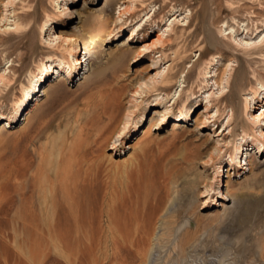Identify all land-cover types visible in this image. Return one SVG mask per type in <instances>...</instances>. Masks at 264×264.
<instances>
[{"label": "rangeland", "instance_id": "obj_1", "mask_svg": "<svg viewBox=\"0 0 264 264\" xmlns=\"http://www.w3.org/2000/svg\"><path fill=\"white\" fill-rule=\"evenodd\" d=\"M6 1L0 0V17ZM129 1L97 0L94 5H83V0H78L72 6L81 16L77 15L64 30L80 34L76 40L79 56L85 55L86 59L75 79L68 78L63 68L43 87L31 81L32 72H39L50 52L63 54L64 61L72 65L67 50L55 49L46 41L45 31L38 30L34 51L22 62L14 63L10 91L3 90L0 96V111L5 118L15 112L27 87L33 84L35 92L17 123L3 127L5 119L0 120V264L78 263L76 208L65 212L64 226L73 234L62 241L58 250L50 248L48 256L23 246L18 237L21 228L16 225L27 202L37 201L39 190H47L50 185L55 202L64 198L66 175L62 170L67 161L73 167L70 172L75 183L79 179L81 184L79 196L88 231L81 237V247L87 252L92 250L80 256L81 264H117L109 258L107 235V207L112 195L122 198L127 210L144 211L151 206L158 209L153 219L156 236L150 244L153 258L146 264H264V140L258 138L244 112L245 92H252L255 98L264 97V61L251 63L247 75L250 85L244 87L240 82L245 71L240 67L246 66L243 52L224 43L233 44L228 34L236 30L244 35L248 25L253 37L264 34V0H132L133 6ZM18 5L23 22L29 21L24 29H29L36 12L30 19L25 13L34 11L35 2L21 0ZM124 5L132 7L118 20ZM60 6V1L49 2L50 23L63 19ZM88 13L97 19L89 23L91 37L82 29ZM179 13L187 19L175 23L164 47L145 51L143 44L152 43L158 31L165 30L168 17ZM139 23L140 29L133 31ZM207 30L217 40L214 45L203 42L200 36ZM132 31L134 39L130 41ZM14 36L13 31L11 37ZM3 54L7 55L6 50L0 51V59ZM136 54H141L138 61ZM158 58L164 65H171V80L156 87H139L155 72L152 64ZM234 58L236 61H232ZM229 63L238 72L230 78L225 92L221 96L214 94L205 109L206 91H217L216 86L207 83L205 73L215 69L214 77L220 81ZM137 88L144 92L135 94ZM157 95L164 96L162 103L149 108L146 121L135 130V120L145 103ZM102 96L112 105L104 119L96 116ZM164 106H170L174 113L190 109V115L178 123L166 121L156 130L152 125ZM216 106L219 114L209 118ZM258 108V113L264 109ZM231 109L232 131L225 133L222 131ZM64 134L67 148L62 146ZM243 136H250L246 138L249 149L245 150L248 163L240 170L229 164ZM255 137L263 143L260 151L250 145ZM225 140L228 146L217 154L216 146H222ZM101 142L108 147L101 149ZM113 142L116 149H111ZM221 163V185L217 188L215 178ZM211 185L214 189L210 196L214 198L220 199V191L225 192L227 185L230 192L223 205L201 209L205 199L202 195ZM63 202L68 207L65 198ZM166 220L173 223L163 225ZM188 236L189 243L182 248V238ZM40 255L46 257L44 262Z\"/></svg>", "mask_w": 264, "mask_h": 264}, {"label": "bare ground", "instance_id": "obj_2", "mask_svg": "<svg viewBox=\"0 0 264 264\" xmlns=\"http://www.w3.org/2000/svg\"><path fill=\"white\" fill-rule=\"evenodd\" d=\"M19 1H21V0H8V1H6L3 4L2 14L0 17V51L6 50V53H7V55L3 54L2 59H0L1 61L4 62L3 65H1V63H0V96H1V94H3V92H4L3 90H6L7 93L10 91V88L12 86V79H13L11 74L13 73L14 63L15 62H22L26 57H28L34 51L38 30L40 32H43V31L46 32V37H45L46 41L48 43L53 44L54 45L53 47L55 49L64 48V50H67L66 52L71 57L72 65H70V64H68V62L64 61V55L63 54H59L57 52L58 53V55H57V54H55V52H50V54H48L46 56V60L42 61L43 66L41 67L39 72H32V74H31L32 75L31 76L32 82H36L39 85H42V87H43V85L48 81V79L51 78V76L53 74L58 75V73L61 72V70L63 68L65 69V74L68 78L75 79L76 75H78L80 73V70L82 68L81 66H83V63L86 61L85 55L79 56V52H80L79 48L80 47H79V44L76 42V40L80 37V34H77L76 32H73V31L67 32L68 30L67 31L64 30V28H67L69 26V24L72 23L73 20L77 17V15H79V12L77 10L72 9V6H74L78 0H33L35 2L34 11H32V12L28 11V10H27V12L25 11L26 12L25 13L26 18L28 17L29 19L32 18L36 12V14L33 17V18H35L34 22L29 29H24L26 27V23H28L29 21H27L25 19V21L23 22L22 15L20 14L21 12L20 11H19L20 13L18 12ZM54 1H56V2L60 1V3H61V6H60L61 7V17L63 19L61 21L54 20L50 23V17L51 16L48 12L49 2H54ZM96 1L97 0H90L89 2H90V4L94 5L96 3ZM130 1H131V5L133 6L134 1H132V0H130ZM89 2H85V0H83V5L89 4ZM127 5H124V7L122 9L120 8L121 5L119 6V8L123 11L122 12L123 14L121 13V10H120L119 14H118V20H121V18L124 14L129 13L132 6L130 5L128 7ZM25 8H27V7H25ZM124 9H126V10H124ZM124 11H126V12H124ZM79 16H81V15H79ZM173 16L171 18L168 17V19H167L168 23L166 24L165 30L163 29L161 31H158V34H157L156 38H154V41L152 43H150V44L144 43L143 44V46H144L143 48L145 51L148 52V51H152L154 48H158V47L161 48L162 46L164 47L163 44L169 40V31L173 30L175 23L181 22V21L185 22L187 19V16L186 15L183 16V14L181 15V13H179L177 15L173 14ZM91 20L97 21V19H94L93 17H91V15L88 13L86 15V18L83 21L84 25L82 27V29L84 31H86V33L89 35V37H91V35H92L91 31L88 30V28L90 27L89 23ZM137 26L138 27L134 28L133 31L140 29V27H139L140 23L137 24ZM54 28H58V29L56 31H54L53 30ZM259 28H261V27H259ZM250 29L251 28L249 27V25L246 26L244 29V31L246 30V33L244 35H242V32L241 33L235 32L236 30L234 32L231 31L228 35L233 40L232 41L233 44L228 43V42H224L227 47H232L235 49L240 48V50L243 52V56L246 60V66L240 67V69H242L243 71L245 70L244 72H242L240 82L242 83V85L244 87H245V85H250V76L248 78L247 75H248V71L251 68V63L256 62V61H261V60L264 61V34L258 33V35L256 34V36L253 37L252 34L249 33ZM13 31L15 32V36L11 37V33ZM133 31L128 35V39L130 41H132L134 39V37L132 36ZM18 33H19V36H17ZM78 33H81V31L80 32L78 31ZM5 34H10V36L7 38H2V36ZM82 34H84V33H82ZM200 36H202L203 42L208 41L210 44H213V45L215 44V42L217 43V40L214 38V35L212 33H210L208 30L205 32H202V35L200 34ZM162 50H164V49H162ZM162 50H160V51H162ZM163 52H165V51H163ZM138 55L136 54L135 61L139 60V56L141 54L139 56ZM161 55H163V53ZM213 57L211 58L212 60H214ZM232 61H236V59L234 58ZM5 62H6V64H5ZM198 63H199V60H197V64ZM162 64L163 63H161V61H159V58H158V60H154L153 64H152V69L154 68L155 72L153 74H151L148 77V79L141 82L139 87L148 88V87H150V85H151V87L152 86L154 87V85L156 87L157 84H165L168 81H170L172 78L171 71H170L171 65L170 64L169 65H164V64L162 65ZM207 64H209V63H207ZM6 65H8V67ZM231 65L232 64H230V63L227 64V67L224 70V72L221 76V79L219 78L220 81H218L214 77L215 69H213V68H212V70L209 69L205 73L206 74L205 80L207 81V83L210 82L211 85L216 86L215 90H217V91H214V89H210V90L206 91L207 95L204 96V98L206 99L205 109H208L209 106L211 105V101H212L211 97L214 94L219 93L220 94L219 96H221V94H223L225 92V88H227L230 85L229 84L230 78L232 76L234 77V75H236V73L238 72V68H233ZM246 69H248V70H246ZM181 84H183V83H181ZM32 86H33V84H31L30 87L26 88V92L21 97V100L17 103V105L15 107V112L12 115H7L8 118H5L3 112L0 111V120L5 119V122H6V124H4L3 127H6V126L10 127L13 123H17L19 115H21L22 113L24 114L23 111H25L29 107V105H28L27 108L24 109L25 106L30 102L29 98H30L31 94L35 92ZM254 87H256V86H254ZM41 90H40V92H41ZM143 90H145V89H143ZM42 92H43V90H42ZM143 92H142V89L140 90L137 88L135 90V94L138 93L140 95ZM249 93L252 94L251 95L252 97H250V98L247 97L249 95ZM177 94H178V90H177ZM39 95L40 94L38 93V96ZM41 95H44V93L43 94L41 93ZM163 97L157 95L154 99L149 100L145 103V107L142 109L141 113L138 115L137 119L135 120V126H134L135 130L140 129L141 124L146 121L147 110H149V108L156 107L157 105H160L162 103ZM33 98H35V97H33ZM256 98H258V99H256ZM256 98L254 97L252 92H248V91L245 92L244 112L247 115L248 121H250L253 124L254 131L257 133L258 138L264 140V109L260 110L259 113L256 112L259 109L258 107H261V108L264 107V102H263L264 97L263 98L256 97ZM32 99H31V101H32ZM256 100H258V102H256ZM101 104H102V106L100 107L96 116L100 119H104L105 113L110 109V106H112V105H111V102L104 96H102ZM160 112H161V114L159 115V118H157L156 121L152 125V126L155 125L156 130L161 128L165 124L166 121L172 120L175 123H178V122L185 120L190 115L189 114L190 109L185 111V112L180 111V112L174 113V112H172L170 106H164V108ZM23 114H22V116H23ZM218 114H219V109L216 106V110H214V112L209 115V118L216 117ZM232 115H233V112L231 109V113L227 114V120L225 122V128L222 132L227 131L225 133H231L232 128H230L231 127L230 126L231 125L230 120L232 118ZM206 116H208V115H206ZM153 121L154 120H152L151 122H153ZM211 121H214V120H211ZM97 125L98 124L95 123L94 126L97 127ZM126 125H127V123H126ZM245 136H243L242 142L237 146V150H236L237 155H234L235 157L231 156V163L229 164V166L234 165L237 168H239L240 170L244 169L245 168L244 165H246L248 163L246 151L249 148L247 146L248 144H247L246 138H248L250 136H248L246 138H245ZM62 140H63L62 146L66 147L67 146V139H66L65 134H64V137ZM218 143L219 142H217V144ZM228 144L229 143L225 140V141H223L222 146H218V147L216 146L217 154H219V152H221L223 150L222 149L223 147L224 148L227 147ZM251 144L252 145L254 144L257 147V149H259V151L261 150V147L263 145L262 141H258L257 138L254 139V143H250V145ZM98 146L101 147V149H103V150L106 147H108V146L104 145L102 142L99 143ZM113 148H115V149L117 148V145L114 142H113V146L111 149H113ZM209 158H211V157H209ZM210 160H212V159H210ZM68 162L69 161H67L65 163V167L62 170V171H64V173L66 175V177L63 179V182H64L63 183V185H64L63 186V188H64V196L63 197L66 199V201L68 203V204L67 203L66 204L68 205V207L63 202L64 198H60L58 202H55L54 197H52V196H54L53 195V189L54 188L52 189L51 186L49 185L47 190H44V189L39 190V195H38L37 201L27 202L26 209H24L23 212L20 214V219L17 221L16 225H19L21 228L20 232L18 233L19 234L18 237L22 238V240L24 242V245L22 244L23 246H25V244H26L30 247V249H32V247H34L32 252H34V251L38 252L39 251L44 256H48L47 252H48V250H50V248L55 247L58 250V248H60L62 241L65 238H67L68 236H70L71 234H73L72 229L66 228L64 226L66 221H67V219L65 217V212H66V209H68L69 212H71V211L73 212L76 208V214L74 215V216H76V220H75L76 221L75 222L76 223V253H77V258H78V261H77L78 263H76V264H79L80 262L82 263L80 256H85L86 253H89L92 250L87 252L86 249L81 247V243H80L81 237L84 234H86V232H88L87 230L85 231L86 218H85V215L82 214L83 203L80 199L81 197L79 196L81 184H80L79 179H76V183H75V179L73 178L75 176H72L71 172H70V169L73 167H70V165H69L70 163H68ZM223 166L224 165H222V163L219 165V171L217 172L218 178H215L216 179L215 184L217 185L216 186L217 188H219L220 187L219 185H221V172H223ZM230 169H232V168H230ZM229 188H230V185H227V190L225 192L220 191L221 198L217 199L216 197L214 198V196L213 197L210 196L211 195L210 192L214 189L213 185H211L210 189H207L206 191H204L205 194L202 195V196H205V199H203L201 202V205H202L201 209L208 208L211 204L212 205H223L224 200L226 199V197L228 196V194L230 192ZM233 188L235 189V187H233ZM231 189H232V187H231ZM233 193H236V192H233ZM22 195L25 196L24 194H22ZM235 196H236V194H235ZM219 200L220 201L222 200V202H217ZM224 205H225V203H224ZM162 206H161V209H162ZM162 212H163V210H162ZM157 213H158V209L156 207H153V206L148 207L144 211L143 210H136V209L135 210L134 209H131V210L128 209L127 210V207H126L124 201L122 200V198H120L117 195H112V197L110 198L109 203H108L107 216H106L107 220H108V225H107L108 226V234L107 233L106 234L109 236L110 246H111V254L109 253L110 254V257H109L110 260L112 259V260L116 261L117 264H138L139 262H141L142 264H146L148 262L147 260L149 258H153V255L151 253L152 249H151L150 244H151V240H153L154 237L156 236L157 230H156L155 226H157V224L156 225L154 224L153 219ZM160 216H162V215H160ZM196 219L199 220L200 215H197ZM209 219H210V217H209ZM158 222H159V219H158ZM172 223L173 222L166 220L165 222H163V225L164 224L170 225ZM161 237H162V235H161ZM14 239H15V237H14ZM106 240L109 241L108 239H106ZM188 243H189V236L183 237L182 242L180 243L181 244L180 246L182 248H184L185 245H187ZM260 244H261V242H260ZM262 244H263V241H262ZM262 247H263V254L262 255H264V245ZM22 248H24V247H22ZM22 248H21V250H22ZM21 250L19 249L18 251H21ZM44 256H41V257H43L42 262L45 261L46 257H44ZM43 259H44V261H43ZM106 259H105V261H106ZM103 262H104V260H103ZM94 264H98V263L96 262ZM105 264H107V263H105Z\"/></svg>", "mask_w": 264, "mask_h": 264}]
</instances>
